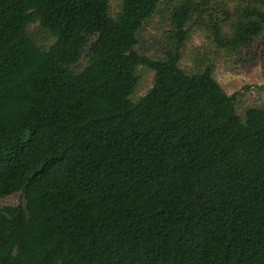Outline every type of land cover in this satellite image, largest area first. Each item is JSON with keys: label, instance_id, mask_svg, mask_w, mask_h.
Segmentation results:
<instances>
[{"label": "trees", "instance_id": "16d2710c", "mask_svg": "<svg viewBox=\"0 0 264 264\" xmlns=\"http://www.w3.org/2000/svg\"><path fill=\"white\" fill-rule=\"evenodd\" d=\"M193 28L264 59V0H0V264H264V106L181 66Z\"/></svg>", "mask_w": 264, "mask_h": 264}, {"label": "rangeland", "instance_id": "374dc122", "mask_svg": "<svg viewBox=\"0 0 264 264\" xmlns=\"http://www.w3.org/2000/svg\"><path fill=\"white\" fill-rule=\"evenodd\" d=\"M111 9H116L117 0H110ZM168 27L167 14H156L145 26L136 46L140 51L152 53V50L165 44V30ZM264 46V32L252 45V52L261 53ZM155 50V49H154ZM252 54V53H251ZM196 58H205L214 65L213 76L225 93L235 94L236 109L238 113L248 107L264 106V59H259L248 67H243L236 56L215 49L214 44L207 38L203 29L193 28L191 38L187 41L181 66L186 69L193 67ZM139 81L133 94L137 100L143 96L153 84L154 74L151 70L138 67ZM22 201L20 193H14L0 199V207L4 205H17Z\"/></svg>", "mask_w": 264, "mask_h": 264}]
</instances>
